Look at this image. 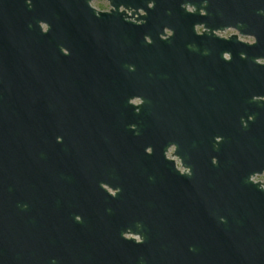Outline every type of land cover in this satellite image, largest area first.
<instances>
[{"label": "water", "instance_id": "95a60500", "mask_svg": "<svg viewBox=\"0 0 264 264\" xmlns=\"http://www.w3.org/2000/svg\"><path fill=\"white\" fill-rule=\"evenodd\" d=\"M93 1L0 0V264H264V0Z\"/></svg>", "mask_w": 264, "mask_h": 264}, {"label": "flooded vegetation", "instance_id": "af4514ba", "mask_svg": "<svg viewBox=\"0 0 264 264\" xmlns=\"http://www.w3.org/2000/svg\"><path fill=\"white\" fill-rule=\"evenodd\" d=\"M95 1H96V0H95ZM107 1H108V0H107ZM93 3H94V1L92 2V5H93ZM108 3H109V5H110V2H109V1H108ZM93 6H94V5H93ZM94 7H95V6H94ZM95 8H96V7H95ZM96 9H98V8H96ZM98 10H100V11H110V10H111V5H110V8L107 9V10H101V9H98ZM121 10H124V9L121 8ZM140 12H141L142 14H144L143 11H140ZM127 13H128L129 15H131V11L128 10ZM131 20H134V19H131ZM42 26H43L44 30H47L48 26H47L46 24H42ZM232 29H233V28L226 29V30L223 31V32H218V34L221 35V36H224V35H222L221 33H224V32H226V31H228V30H232ZM233 30H235V29H233ZM166 31H167L168 33H170L168 30H166ZM196 31H197V33L201 34V33L204 31L203 26H196ZM236 31H237V30H236ZM233 34H238V35H239V38H240L241 40H244L242 37H249V38H252V39H253L252 42L255 41L254 37H251V36H243V35H241L238 31H237V33H233ZM230 35H232V34H230ZM230 35H227V36H224V37H228V36H230ZM244 41H247V40H244ZM64 52L67 53L66 50H64ZM225 58H226V59H230V56H228V55L226 54V55H225ZM258 62H260V63H264V60L259 59ZM141 102H142V101H141L140 98H134V99L131 100V103L134 104V105H139V104H141ZM174 150H175L174 147L170 148V149H169V152L167 153V155H168L169 157L172 158V154H173ZM110 191H111V190H110ZM111 192H113V191H111ZM113 193H114V192H113Z\"/></svg>", "mask_w": 264, "mask_h": 264}, {"label": "rangeland", "instance_id": "374dc122", "mask_svg": "<svg viewBox=\"0 0 264 264\" xmlns=\"http://www.w3.org/2000/svg\"><path fill=\"white\" fill-rule=\"evenodd\" d=\"M93 5L94 6H96V7H100V8H103V9H108L105 5H103L99 0H96V1H94V3H93ZM233 33H237V31L236 30H228V31H226V32H224V33H221L222 35H224V36H227V35H230V34H233ZM244 40H247L248 42H252L253 41V39L252 38H249V37H242ZM256 180H258V181H262L263 183H264V174H262V175H258L257 177H256Z\"/></svg>", "mask_w": 264, "mask_h": 264}, {"label": "built area", "instance_id": "2783aa9c", "mask_svg": "<svg viewBox=\"0 0 264 264\" xmlns=\"http://www.w3.org/2000/svg\"><path fill=\"white\" fill-rule=\"evenodd\" d=\"M178 165H179V167H180V163H179V161H178ZM254 179L256 180V177H255Z\"/></svg>", "mask_w": 264, "mask_h": 264}]
</instances>
